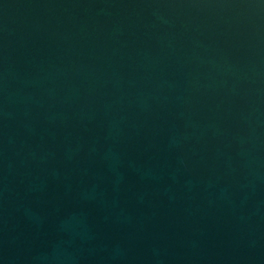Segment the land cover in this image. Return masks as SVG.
<instances>
[{"label":"water","instance_id":"95a60500","mask_svg":"<svg viewBox=\"0 0 264 264\" xmlns=\"http://www.w3.org/2000/svg\"><path fill=\"white\" fill-rule=\"evenodd\" d=\"M0 264H264V0H0Z\"/></svg>","mask_w":264,"mask_h":264}]
</instances>
